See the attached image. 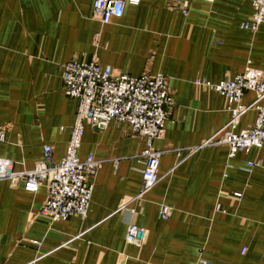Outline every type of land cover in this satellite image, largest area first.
<instances>
[{"label": "crops", "instance_id": "obj_1", "mask_svg": "<svg viewBox=\"0 0 264 264\" xmlns=\"http://www.w3.org/2000/svg\"><path fill=\"white\" fill-rule=\"evenodd\" d=\"M94 2L0 0V158L31 171L50 146L62 160L77 101L64 93L61 67L94 62L167 78L174 106L154 143L164 178L136 198L144 139L126 123L87 125L79 157L102 163L87 217L50 225L38 216L45 187L32 194L0 181V264H264V148L230 157L227 146L205 145L231 115L224 96L195 85L234 79L249 65L264 74V24L243 28L252 0H140L108 25L94 17ZM255 98L249 92L242 103ZM256 118L248 111L239 130ZM161 205L172 208L168 220ZM130 224L146 232L141 247L126 242Z\"/></svg>", "mask_w": 264, "mask_h": 264}, {"label": "built area", "instance_id": "obj_2", "mask_svg": "<svg viewBox=\"0 0 264 264\" xmlns=\"http://www.w3.org/2000/svg\"><path fill=\"white\" fill-rule=\"evenodd\" d=\"M139 1L95 0L93 15L102 24L108 25L114 18L124 15L126 4L138 5ZM168 1L173 7L193 0ZM204 2L212 4L215 0ZM252 6L251 20L243 24V28L254 32L264 24V0H252ZM61 70L65 95L77 101L74 125L62 160L55 163L50 146L44 147L43 159L31 171H17L14 162L0 158V181H9L13 186L22 185L26 192L32 194L46 188L48 196L38 216L48 220L50 225L72 217L85 219L88 215L94 190L90 179L98 174L102 163L93 156L85 160L79 157L87 125L103 131L112 121L126 123L133 135L144 139L145 148L139 155L143 164V184L138 198L164 178L160 174L162 152L155 148L154 143L163 137L170 109L174 106L167 78L161 74L131 77L115 73L110 66L102 68L94 62L82 61H69L62 65ZM195 85L224 96L231 115L229 122L205 145L227 146L230 157L239 152L249 153L254 148H264V74H258L249 65L234 79L217 84L197 80ZM249 92H253L256 98L250 105H243L242 101ZM251 109L257 113L254 127L239 130L241 118ZM6 135V127L0 125V146L5 143ZM259 166L261 162L249 165L250 168ZM171 213V207L161 205V219L168 220ZM145 241L146 232L130 224L126 242L141 247ZM195 264L209 263L199 260Z\"/></svg>", "mask_w": 264, "mask_h": 264}]
</instances>
